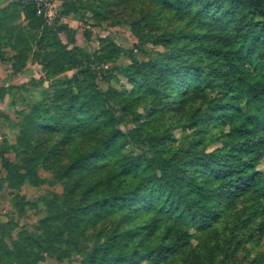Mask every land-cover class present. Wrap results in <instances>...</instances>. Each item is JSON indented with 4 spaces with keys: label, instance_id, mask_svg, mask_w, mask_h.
I'll use <instances>...</instances> for the list:
<instances>
[{
    "label": "trees",
    "instance_id": "obj_1",
    "mask_svg": "<svg viewBox=\"0 0 264 264\" xmlns=\"http://www.w3.org/2000/svg\"><path fill=\"white\" fill-rule=\"evenodd\" d=\"M77 1L84 0H64L62 13L74 14ZM155 1L191 22L201 45H207L210 56L221 58L227 69L228 93L200 111L192 125L222 120L229 125L231 142L206 153L162 145L161 135L154 133L137 138L139 132L118 127L120 120L110 109L100 110L104 94L96 89L92 70L83 68L78 93L73 84L60 90L57 100L62 102L55 105L63 110L60 115L51 112L43 101L31 112L21 113L17 145L22 153L38 150L35 131L44 128L58 133L62 153H68L70 159L64 167V191L50 201L37 232L22 229L13 240V248L4 251L8 264H37L46 256L73 259L79 255L86 264H128L140 252L128 250L131 245L122 241L133 244L137 231L147 237L149 230L158 229L166 232L165 244L144 257L158 255L168 261L179 253L183 239L189 240V228L205 230L222 216L230 207L226 200L232 204L245 192H251L253 199L264 197V172L255 166L264 156V137L256 133L251 116L236 109V95L241 92L248 103H264V0ZM43 17L32 3L22 9L0 8V45L13 49L18 62H25L32 52L44 64L49 79L79 65L82 55L78 56L79 50L64 49L47 29L36 39L38 48L33 52V29ZM24 20L27 26L21 24ZM152 67V75L144 77L143 83L133 80L130 96L159 88L172 90L180 106L186 107L192 97L190 89L182 90L192 75H186L187 64L171 62L164 68L158 69V64ZM0 96H4L2 90ZM134 100H128L125 109L133 110ZM78 140L87 146H77ZM132 143L149 148L136 156L125 155V148ZM4 161L9 175L14 168L7 158ZM27 177L21 174L18 181L11 179L9 186L33 183ZM122 217L124 222L118 223ZM112 219L117 221L113 232L100 234L104 244L83 247V237L91 239L99 231V224ZM137 219L142 222L133 228Z\"/></svg>",
    "mask_w": 264,
    "mask_h": 264
},
{
    "label": "rangeland",
    "instance_id": "obj_2",
    "mask_svg": "<svg viewBox=\"0 0 264 264\" xmlns=\"http://www.w3.org/2000/svg\"><path fill=\"white\" fill-rule=\"evenodd\" d=\"M51 1V15L48 10L33 29L36 36L32 51L38 48L36 39L47 29L58 37L64 49L80 51L82 54L78 56H82L78 59L82 62L48 79L44 64L32 52L25 62H18L13 49L0 45V90L4 93L0 96V264H8L3 257L4 251L13 248V240L19 237L22 229L37 232V226L47 216L50 201L65 189L64 167L70 159L68 153H62L58 133L47 132L44 128L35 131L38 150L22 153L17 145L21 113L31 112L35 104L43 101L51 112L60 115L63 110L55 107L62 102L57 100L60 90L73 84L74 92L78 93V84L84 78L83 68L92 70L96 89L104 94L105 103L100 110L110 109L120 120L118 127L123 131H137V138L151 133L161 135L162 145L194 152H214L231 142L229 125H224L222 120L210 119L192 125L200 111L228 93L227 69L222 66L221 58L210 56L205 48L207 45H201L194 26L186 18L155 0L77 1L74 3L76 12L70 16L62 13L64 2ZM30 3L3 0L0 8L22 9ZM21 22L25 26L28 24L25 20ZM86 55L87 58L82 59ZM171 62L178 66L187 64L186 75L192 74L182 88L184 92L191 90L192 97L186 107L180 106L172 90L159 88L152 93L130 96L133 80L143 83L144 77L152 75L153 64H158L160 69ZM236 97L237 112L244 111L251 116L256 133L264 137V103L261 106L250 100L248 103V97L242 92ZM131 98L136 99L135 107L125 109ZM84 145L87 146L85 141L78 140L77 146ZM148 148L132 143L125 148L124 154L136 156L147 152ZM246 152L244 150V154ZM4 158L14 168L9 175ZM255 166L264 172V156ZM21 174H27L33 183L9 186L10 180L18 181ZM225 202L230 207L212 226L205 230L195 227L187 230L189 240L183 239L179 253L168 261L158 255L144 257L165 244L166 232L149 230L146 237L137 231L133 244L122 241L131 245L128 250L140 252L128 264H264V197L253 199L251 192H245L234 203ZM124 219L117 221L124 222ZM117 221L112 219L99 224L94 237L82 238L83 247H92L96 242L104 244L101 232L112 233ZM141 222L142 219L134 220L133 228ZM37 264L86 263L79 255L73 259L46 256Z\"/></svg>",
    "mask_w": 264,
    "mask_h": 264
},
{
    "label": "built area",
    "instance_id": "obj_3",
    "mask_svg": "<svg viewBox=\"0 0 264 264\" xmlns=\"http://www.w3.org/2000/svg\"><path fill=\"white\" fill-rule=\"evenodd\" d=\"M24 1H29L32 4H34L37 8V14L38 15H47L48 10H50L52 6V1L51 0H24ZM52 11H49V15H51Z\"/></svg>",
    "mask_w": 264,
    "mask_h": 264
},
{
    "label": "crops",
    "instance_id": "obj_4",
    "mask_svg": "<svg viewBox=\"0 0 264 264\" xmlns=\"http://www.w3.org/2000/svg\"><path fill=\"white\" fill-rule=\"evenodd\" d=\"M0 1H3V0H0ZM61 2H63V0H56V2L55 3H60L61 4ZM1 6H3V5H1ZM71 14H69V15H67V16H70Z\"/></svg>",
    "mask_w": 264,
    "mask_h": 264
}]
</instances>
